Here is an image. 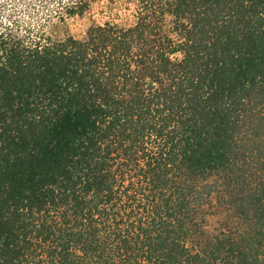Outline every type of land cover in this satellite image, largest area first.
Masks as SVG:
<instances>
[{"label": "trees", "instance_id": "1", "mask_svg": "<svg viewBox=\"0 0 264 264\" xmlns=\"http://www.w3.org/2000/svg\"><path fill=\"white\" fill-rule=\"evenodd\" d=\"M100 1L0 14V264H264V0Z\"/></svg>", "mask_w": 264, "mask_h": 264}, {"label": "rangeland", "instance_id": "2", "mask_svg": "<svg viewBox=\"0 0 264 264\" xmlns=\"http://www.w3.org/2000/svg\"><path fill=\"white\" fill-rule=\"evenodd\" d=\"M3 1H7L0 8V14L3 19H9L20 26H28L30 28L39 27L47 19L49 12L43 6L44 1L53 2V0H0V5ZM117 1L113 6L106 5L105 1L94 3L92 9L84 17L69 18L64 25L49 26L48 31H51L56 37L72 35L80 38L84 36L86 28L94 21L101 22L107 18L120 21L131 17L133 1ZM205 215L204 224L208 232L215 230L224 221V214L221 208L216 206L208 208Z\"/></svg>", "mask_w": 264, "mask_h": 264}]
</instances>
